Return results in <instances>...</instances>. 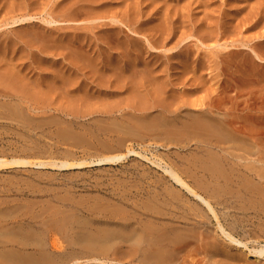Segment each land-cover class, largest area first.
<instances>
[{"label": "rangeland", "instance_id": "rangeland-1", "mask_svg": "<svg viewBox=\"0 0 264 264\" xmlns=\"http://www.w3.org/2000/svg\"><path fill=\"white\" fill-rule=\"evenodd\" d=\"M157 1H159V0H155V1L154 0H110L109 3H107V5L99 6V7L97 5L94 6L92 4H88L86 2V0H24V2H22L21 0H18V1L15 0V2H17V3L19 2L18 5H15L17 3L14 4L13 1L11 3H9L10 1H8V0H6V3L8 2L7 4H5V0H3V2H0L1 3L0 4V59H1V57L3 58V59H1L3 62L0 64V71L11 70V67L15 65L12 68L13 71H17V73L23 74L24 76L26 75V76L34 78V79H38V77L41 79H43L44 77L45 78H47V77L52 78L53 75L59 76L60 74H61L60 76L62 77L63 75H71V74L74 75V73H75V74L80 76V83L77 82L78 85L75 84L74 87L75 86L77 88L79 87L82 90V93L86 94L85 96H87L88 93L93 94V95L95 93H98V98L101 99L100 96L102 94H105L106 92L115 96L119 91L126 90V87L129 88V86H131V85H136L137 81L135 78H137V76H135V75H137V74H135V72H137L138 70L140 72V69L145 71V69H143V67L145 65V67L147 68L146 69L147 73L149 72V74H150L149 78H156L157 76H162V78H160V82L162 84L159 83V85H158L157 83H155V86L151 87V89L153 90V89L159 88L160 91L164 92L163 93L164 95H166L168 98H172L173 100H175L174 104H176V105H173L172 107L176 108L177 106H181V108H182L181 112L183 113L184 116H186V117H159V118L158 117H151V118L150 117H138V118L137 117H134V118L129 117L123 121L119 120V122H117L120 125V127L124 126L123 124H126L124 127H121V129L123 130V128H124L126 132L123 133V131H122V133H121V131H117V133L119 135L118 137L122 138L124 135L126 137V135H131V134L133 136V138H131L130 141H128V143H127L128 147L127 146L126 147L131 148L129 146H132V148L136 149L137 152H140L142 155L147 157V160L149 162L146 159H142V158L140 159V157L131 156V157L125 159L124 162L118 163L116 165H110V166L105 165V166H99L97 168L96 167H88V166L81 168V169H63V170H61V169L58 170L57 168H54L51 166H47V167L41 168V169H35L34 167H18V166H8L9 168L6 167L4 169L0 168V193H2V194H0V197H1L0 198L1 199L0 200V202H1L0 208L2 207L0 209V216H1V218H0V229H1L0 232L4 231L6 233V237L8 239H11L10 243L9 242L6 243V241L4 242L8 245L5 244L6 247H5V249H3L4 253H2V254H4L5 256H9V255H7V253L11 255L14 252L12 256H9L6 258L4 257L5 259L10 258V261L9 260L4 261V258H3L4 255L0 254V256H1L0 263L1 264H7V263L11 264L10 262H12V261L13 262L17 261L16 264H18V263L19 264H21V263L27 264L28 260L31 261V263L28 261L30 264H32V263L37 264L38 260L36 261V259H38V254L40 255V253H41V249L38 248V245H39L38 242L41 241L39 246H41V244L43 245V243L48 244V240H49L48 234L51 231V227L53 230H55V228H56V230L58 232L60 231V234H59L61 236L60 239L63 241L64 235L65 234L68 235V232H67L68 230H66V227H67V225L70 226L71 224H68V223L72 222V220L74 219V216H72L71 214L77 215L78 212L80 213L81 211H83V209H84V211L81 212L80 215L76 217L79 219V221L83 215H85V216H83L85 218V217L90 216L91 213H94L95 216L97 214V215H99L98 217L101 216V218L106 217V216H109V217L114 216L116 219H120V218L131 216L132 212H133V214H137V213L141 214V212L143 213V212L147 211L146 209H151L148 207V205L144 204L153 198V197L151 198V196L155 197L156 194H163V195L167 196L169 194L170 195L175 194V191L177 193L179 192V190L177 191V189H179L177 184H175L171 180L169 181V179L167 178V175L164 173V169L172 168L175 171L177 169L176 172L181 176V175H183L182 171H184V168H185L184 175H183L184 177L182 176V178H184L185 181L187 180L188 184L191 183L190 184L191 186H195V187L200 186L201 188H202V186H204L206 189V185L204 184L202 179L197 177V176L194 177L193 173L195 171L194 166L196 165V163L194 164V162H193L192 166H189L190 165L189 162H185V160L186 161H187V159L189 160V158H190L188 155L189 152H190V154H192L193 151L195 152L200 146H202V144L198 143V141H200L201 139L208 138L209 137L208 135L212 134L210 131L211 128L206 129V126L204 124H207L208 122H209L208 124H211L210 121L213 118H214V120H218V121L224 120L225 122L227 121L228 123L231 121V122H233V126H232L233 129L241 130L245 134L250 133V137L254 141L257 140V142H259V145L264 143V0H257L256 1L257 3L255 2V0H222V2H221V0H213V1L212 0H210V1L209 0H160L161 1L160 3ZM208 1H209V3H207ZM9 4L12 7L9 6ZM72 4L78 5L79 8H77L76 6L73 7ZM66 5L70 6V9H69L70 11L68 10V8H66L67 7ZM23 10H25V11H23ZM62 10L64 13L61 12ZM93 10L94 11L98 10V11H96L99 14L98 17H97V13L94 12ZM91 12L92 13L94 12L96 16H94V13L92 14ZM73 13H75V14H73ZM90 13H91V15H90ZM62 14H63V16H62ZM71 14H73V15H71ZM27 15L32 16L31 19L17 22V20H20V18H26ZM104 15H105V17H104ZM91 16H92V18H91ZM93 17H95V20H93L94 19ZM111 17H113V19L116 18L118 20V22L113 24L112 21L109 19ZM151 20H153V21H151ZM47 21L48 22L49 21H56L57 23L58 22H61V23L47 25L48 24ZM16 22H17V25H15ZM11 24H13V25H11ZM29 24H30V26L32 24L34 27L28 26ZM17 27H18V29H16ZM27 28L29 30H31V31H29L30 33L27 32L28 31ZM33 28L37 31L36 32H35V30L33 31L32 30ZM118 28L120 30H118ZM14 29L16 32L14 31ZM17 30H19L20 32ZM38 30H40L39 33H38ZM106 30H107V32H106ZM21 31L26 32L25 36H27L26 34H29L27 36V38L26 37L24 38V33ZM33 32L38 33V35H35V34L33 35ZM20 34L23 35V37ZM19 35H20V37H19ZM96 36H98V37H96ZM62 38H63V41H66V43L70 44V47L68 48L69 50L68 49L65 50L69 46V44L67 45V47H65V45H63V43L60 44L62 46L55 44V41H58V42L62 41ZM13 39L15 42L12 41ZM30 39L35 42V46L31 50L25 49V46L28 43L27 40H30ZM42 39H44V40H42ZM71 39H72V41H71ZM22 40H24V42ZM53 41H54V43H53ZM79 41H81V43ZM41 43L46 44L47 48H45V50H43L44 52L39 53V52H37L38 49L36 50V48H38V46ZM66 43L64 42V44H66ZM71 43H72V46H71ZM2 45H4V46H2ZM7 46H9V47H7ZM16 46H18L17 50L20 48L19 49L20 51L19 50L17 51L18 53L15 50ZM21 48H23L24 50L23 49L21 50ZM60 50H62V51H60ZM5 51H7V52H5ZM70 51H71V53H70ZM13 52H14V54H13ZM9 53H11V54H9ZM78 53H80V54H78ZM81 53H83L84 56ZM73 54H75L77 56H75ZM125 55H126V57H125ZM65 56L67 57V59H66L67 61H71V64H70V62H67L64 60L63 57H65ZM4 57H5V59H4ZM11 57H12V59H11ZM75 57H77L76 58L78 60L77 62L74 60ZM93 57H95V58H93ZM121 57H125L126 61L129 60L128 58H130L131 62L136 61V64L137 63L139 64L138 67L133 68V69H136V71L133 70L131 67V71L133 70L131 72V74H133V77H132V79H130L127 82V84L125 86H124V83L120 84L122 82H118L115 80H112L111 82L109 81L110 82L109 83L108 80L101 73V72H110L112 74L114 71L118 72V70H121L120 68L119 69L117 68L118 67V61ZM96 58H98V59H96ZM81 59H82V61L84 59H86V61H83L84 62L83 63L81 61ZM92 59L95 63L94 65H92V63H93ZM5 60H6V62H5ZM72 60H74L75 63H73ZM87 61L90 64L85 63ZM64 62H65V64H64ZM78 62L80 65H78ZM8 63H14V65L13 64L7 65ZM106 63L112 64V65L108 66V67H105V65H104L103 68H101L102 65L106 64ZM86 64L88 65V70L84 69V68H87ZM81 65L84 68L81 69V67H80ZM90 65H92L93 68ZM137 68H139V69L137 70ZM54 69H56L58 71H55ZM92 69H93V71H92ZM113 69H114V71H112ZM53 70H54V72H52ZM69 70H70V72H69ZM81 70H82V72H81ZM96 71L97 72L100 71L99 74L97 75L100 78L99 81L94 80V77H93V79L89 78V77L94 76V73ZM56 72H59V73L57 74ZM86 72H88V73H86ZM115 72L113 73L114 75H116ZM139 72H137V73H139ZM29 73H31V74L29 75ZM143 73H144L143 71H142V74L140 72V74H138V77L143 75ZM154 73L155 74L157 73V74L155 75ZM43 74H44V76H43ZM144 74H146V72ZM149 74L147 75V77L149 76ZM117 75H119V72ZM40 76H42V77H40ZM89 79H92V80H89ZM50 80L51 79H49V81ZM86 86H88V87H86ZM147 86H149V84H147ZM178 94H179V96H177ZM180 94H181V96H180ZM91 97H92V100H88V102H90V105L87 103L86 106H84V108H88V111L83 110L82 114L79 115V117H77L76 119H74L75 117H65V119L66 120L69 119V121H73L76 124H79L81 122L80 124L83 125V127L80 126L81 132L84 129L83 130L84 133L82 132L83 133L82 136L84 134L90 136L91 133H93V136H91V137H94V135H95V137L100 136L99 138L97 137L96 139H94L95 138L94 137L93 138L94 142H97V139H99V140H102V139L117 140V138H116L117 134L111 135V133L112 132L116 133V130L118 128L120 130L119 125L114 121L118 120L117 117H119V115H121V114L118 111L117 112L114 111V112L110 113L109 112L110 110H108L109 114H107L108 112L104 108H105L106 104L108 105V103H109V102H107L108 100L106 101L103 99L100 102V99H99V102H98L97 97L96 98L94 96H91ZM176 98H177V100H176ZM67 99H68V96H67ZM94 99H97V100L94 101ZM211 99L216 104V105H214V107H211V106H213V102H211ZM185 101H187L188 106L186 105ZM189 101L190 102L192 101V102L189 103ZM195 101H197V103L199 101V103H198L200 105L199 107H197L198 104L195 103ZM201 101L203 103H201ZM124 102H126V101L124 100ZM179 102H180V105H179ZM205 102H207L208 105ZM64 103H65V101L63 103L59 102V103H54L53 105H50V106H52V107H50V109L52 108V111H50L48 113H51V114L46 115L45 117H38L37 121L39 120L38 122H40V123L35 121L37 123V124H35V127H36V125L40 126V128L38 127L40 130H38V128H35L36 138H34V141L36 143L38 150H36V149L31 150V148L32 147L34 148V146L31 144L26 145V144H29V141L26 142L25 137H22L19 139V137H21V136L18 137V135H20L21 133H19L17 130L12 129V131H10V133H8L9 131L6 132L5 122L3 123V121H5V120L3 119V117H1L0 118V124H1L0 127H2V128H0V129H3L4 131L3 130L2 131L7 135H5L2 131H0L1 132L0 133V156L4 157V158H8V159L9 158L12 159V158H16V157L17 158L19 157L21 159L22 158L23 159L28 158L31 160V162L32 161L34 162V160L36 159L34 163L39 162V161H37L38 158H39L38 160L43 161V159H44L46 162H48L50 159L51 161L54 160L57 162H60L62 160V161H68V162L70 161V163H75L77 160L78 161L83 160V159L89 160V159H93L97 156H100L102 153L96 154L95 152H92L89 150V148H91V147H89L90 145H88V142H87V144H86V142H82L83 138L81 140H78V142L79 141L82 142V143L79 142L78 146L74 145L72 143L73 141L70 140L71 138L69 136L62 138L60 131H58L59 130L58 123L60 124V120L58 117L55 116L58 113H54V111H57V109H60L61 107L72 108L69 101L66 102L65 104ZM210 103H212V104H210ZM55 104H58V105H55ZM190 104L193 107H190L189 106ZM209 104L211 106H209ZM215 106H218V108ZM90 108H94L95 110L90 112V110H89ZM194 108H196V109H194ZM210 110L212 112L211 114L213 115V113H214V115L216 117H197L198 114H200L201 112H209L210 113ZM149 112H152V111H148V113ZM189 114H192V115H189ZM219 114L222 116H220ZM226 114L228 115V117ZM187 115H189V117ZM193 115H194V117H193ZM230 115H233V116L231 117ZM49 116H52V117H49ZM47 117H49V118H47ZM97 118H101V119L100 120L98 119V121L97 120L95 121V119H97ZM164 118H166L167 120ZM175 118H178V121H176L177 123L174 122ZM197 118H198V120H202V124L204 122V124H203L204 126H202V124L200 126H198L201 123V121L198 123V120L196 121ZM2 119H3V121H1ZM52 119L53 120L58 119L59 121H58V123H57V120L56 121H48V122H52V123L54 122L55 123V124H51L52 125L51 126V125H49L47 120H52ZM81 119H83V120H81ZM150 119H151V121H150ZM91 120H94V121H91ZM139 120H141L139 123L141 126H139V124L137 125ZM142 120H145V122ZM44 121H45V123L47 122L46 124H48L49 126L45 125L46 127H44V126L41 127L42 125H44ZM111 121L114 122L113 124L116 125L115 127H117V125H118L117 129H115V127H114L115 131L113 128H112V130L110 128V126L113 127L114 125L112 126V124L110 125L107 123V122L111 123ZM147 121L150 122V123H147L148 125L150 124L149 126L146 124ZM155 121H157V122L155 123ZM195 121L198 123L197 125L194 124ZM98 122L99 123L102 122V123L100 125H98L99 124ZM104 122L107 124L106 126H105ZM131 122H133V123H131ZM141 122L144 123V126H142ZM151 122H154L155 125H157V126L155 127V125H153V123H151ZM181 122H183L184 125ZM186 122H188V124ZM135 123H136V125H135ZM162 123H164L168 127H166L165 125H162ZM173 123H174V125H173ZM189 123L193 127L189 126ZM160 124H161V126H160ZM101 125L105 126V127L103 126V128L101 130L102 133L98 131V130H100L98 128ZM127 125L129 127H126ZM134 125L138 126L137 128H140V129L144 128L143 130L137 129V130L141 131V133L143 134L142 135L140 133H137L139 135V137L145 135L144 137H141L140 139L139 138L137 139L134 137V135L132 133V130H133L132 128H135V127H133ZM172 125H173V127H172ZM108 126H109V128L106 129V127H108ZM130 126H132V127L130 128ZM158 126H159V128H157ZM169 126L172 129L174 128L173 130L177 131V133H175V131H174V133H171L169 130H172V129H169ZM186 126H188L187 127L188 130L183 131L184 130L183 128H186ZM194 126H196V127H194ZM207 127H209V126H207ZM104 128L109 132L104 130ZM166 128H167V130H166ZM176 128L179 130H176ZM180 128L182 130H180ZM88 129L91 130L90 133H88L89 132ZM126 129H128V131ZM162 129H163V131H162ZM197 129H199L201 131H198ZM45 130H47L48 132L47 131L45 132ZM49 130H51L52 132ZM173 130H172V132H173ZM190 130H191V133H190ZM56 131H58L59 133L58 132L56 133ZM110 131H112V132H110ZM188 131H189V133H188ZM192 131L193 132L195 131L197 134L196 133L193 134ZM49 132H50V134H48ZM127 132H130V134ZM146 132H147V134H146ZM14 133H16L17 135ZM199 133L204 137H202ZM57 134H58V136H57ZM169 134H170V137H168ZM191 134H192V136H191ZM198 134H199L200 139L198 138ZM53 135H54V137H53ZM162 135L164 136V138ZM175 135H177V136L175 137ZM180 135L185 137V139L183 140L184 143L182 142ZM195 135H197V136H195ZM103 136H105V138ZM188 137L191 138L192 142H190V143H192V144H188L189 146L188 145L186 146L185 145V144H187L186 139ZM212 137L215 138V136H212ZM166 138H168V140H169V144H167V146L169 147L168 150L166 149L168 147H165V149L158 147L159 146L158 143L160 144V142H161V144L165 145L164 139H166ZM179 138L181 139L180 142H178ZM86 139L87 138L85 137L84 141ZM61 141H63V142H61ZM137 141L140 142L139 145H138ZM145 141H146V143H145ZM147 141H149V142L147 143ZM6 142H7V144H6ZM151 142H157V144H156L157 146L149 147L148 144ZM177 142H178V144H177ZM141 143L142 144L144 143L147 145H144V144L142 145ZM68 144H71L72 147L69 146ZM85 144L88 146L85 147ZM171 144L172 145L174 144V145L172 146ZM12 145H13V148H12ZM18 145H20V146H18ZM64 145H65V147H64ZM67 146H69V147H67ZM81 146L83 147V149L79 148ZM194 146H196L197 149H195ZM26 147L29 150L25 151L24 149H26ZM41 147H42V149H41ZM22 149H23V151H22ZM165 150H167V151H165ZM229 151L234 152L237 155H240L243 153L242 151H238L239 154L237 151L236 152L232 151V150H229ZM31 153H32V155H33V153H35V155L30 157ZM158 153H159V155H158ZM71 154L73 156H71ZM166 154H167V157H169V158L165 157ZM84 155H85V157H84ZM89 155H90V157H89ZM154 157H156V159ZM68 158L69 159L71 158V159L68 160ZM163 158H165V159H163ZM169 160H171V162H173V163L169 162ZM172 160H174V161H172ZM240 160L241 159H239V163L242 162V164H243L244 161L243 160L240 161ZM51 161H49V162H51ZM156 162L158 163V165ZM152 163H156V164L153 165ZM183 165L186 167H184ZM173 166H176V167H173ZM187 167L189 168V170ZM174 168H176V169H174ZM178 169L181 170V173H180V171L178 172ZM186 170H188L189 172L188 171L186 172ZM27 171H28V173H27ZM191 171H193V172H191ZM127 172H128V174H127ZM190 172H191V174H190ZM38 173H40V174H38ZM42 173H44V174L46 173V174L44 175ZM188 173H189V175H188ZM139 174H142V175H139ZM163 174L165 177L163 176ZM190 175H192V176L190 177ZM32 176H34V177H32ZM37 176L39 177V179L37 178ZM99 176H101V178ZM187 176L190 177L189 178L190 180L185 179V177H187ZM43 177H45V178H43ZM148 177H149V179H148ZM196 177L198 179H201L200 183H199L200 180L195 179ZM89 178H90V180H89ZM92 178L93 179L96 178V179L101 180V181L93 180ZM191 178H192V180H191ZM16 179H17V181H16ZM193 179H195V180H193ZM21 180H22V182H21ZM30 181L33 184L30 183ZM35 182L39 186L36 187L37 184ZM64 182H66V183H64ZM108 182H109V184H108ZM121 182H122V184H121ZM34 183L36 185H34ZM134 183H135V185H134ZM136 183H137V185H136ZM16 184H18V185L20 184V185L19 186L17 185V187L16 186L14 187L13 185H16ZM94 184H95V186H94ZM98 184H100V185H98ZM115 185H116V187H114ZM139 185H140V187H139ZM21 186H24V187H21ZM163 186L165 187L166 191H163V190H165ZM32 187H34V188H32ZM53 187L55 189V192H54V189L52 190ZM59 187H60V190L58 191ZM168 187L169 188L173 187V188H172V190L171 189L169 190ZM204 187L202 189V192H201V190H199V191H200V193L203 194V196L205 198L206 197L209 198L210 194L208 193L207 190L204 189ZM29 188H31V189H29ZM64 188H66V190ZM89 188L91 190H89ZM122 188H123V190H121ZM145 188H146L147 192L145 191ZM79 189H80V191H79ZM141 189H142V191H141ZM47 190L48 191L52 190V191L48 192ZM135 190H136V192H135ZM63 191H65V192H63ZM122 191H123V193L126 191H129V192L122 194ZM171 191H173L174 193L173 192L171 193ZM205 191H206V193H205ZM10 192H11V194H9ZM38 192H41L42 194L41 193L38 194ZM66 192L68 195L66 194ZM166 192H169V194ZM27 193H29V194H27ZM32 193H33V195H32ZM71 193H74V194H71ZM81 193H82V195L86 194V195H84V198H83V196L80 195ZM96 193L99 194V197L97 196ZM128 193H129V195H128ZM78 194H79V196H78ZM92 194H95L98 197V199L95 200L96 196L94 197V195H92ZM54 195H56V196H54ZM60 195H61V197H63V196L64 197L61 198ZM87 195H90V196H87ZM69 196H71L77 202L76 203H75V201L73 202V200H71V197L69 198ZM92 196L94 197L93 199L90 198ZM101 196H103V199L100 198ZM113 196H116V197H113ZM16 197L18 198L17 200L15 199L16 201L10 200L11 198L14 199ZM53 197H56L57 200H58V198H60L61 202H60V200L59 201L55 200V198H53ZM66 197L68 199H66ZM88 197L90 199V200L88 199L89 202H87V200H86ZM104 197L107 200H109L108 201L109 206L111 205V207H112V208L110 207L111 209H109V210H108L109 206H108L107 210L104 207V206L108 205V202H107V200L104 199ZM125 197H127L126 200H128L129 203L127 201H122ZM144 197H146V199H148V198L149 199L146 200ZM6 198H8V199H6ZM81 198L84 199V204L80 205V203L78 202L77 199H79V201L83 203V200ZM137 198H139V199H137ZM36 199H38V200H36ZM44 199L47 201H45ZM62 199L65 200V202H62ZM99 199L101 201L103 200L102 203L100 202ZM140 199H141V201H140ZM7 200H8V203H6ZM32 200H34V202L36 203V206L32 205V202H33ZM42 200H44L45 203L50 202L52 204L51 205L49 203L45 204L44 201L42 202ZM11 201L14 203L13 205L11 204ZM68 201H70V202L72 201L73 204L69 203ZM210 201H211L213 207H215V209H216L220 223L226 228V230L228 232H230L231 231L230 225L232 224L233 218L225 215L224 214L225 211L222 208V206H216V203L214 200L210 199ZM37 202H38V206H37ZM39 202H42L44 207L41 206L42 204ZM93 202H95L96 204ZM132 202H133V204H132ZM20 203H21V205H20ZM78 203L80 206L78 205ZM89 203H90V205H89ZM115 203H116V205L118 204V206L120 205V207L114 206V209H115L114 210L112 205H115ZM135 203H137V204H135ZM44 204L47 206H45ZM53 204H55L56 208L53 206ZM91 204L96 205V207L101 205L105 209H103L101 207H99L100 210H99V208H97V209L95 208V210H97V212H96L93 209L95 206L92 207ZM16 205L19 208L15 209L16 210L15 211L14 208L17 207ZM48 205H50L51 207L54 208L53 209L50 207L52 209V210H50V212L44 211V208L46 210H49ZM22 206H24V207H22ZM29 206H32V207L30 208ZM27 207L30 208L31 210L29 211ZM57 207L61 210L60 213H58L59 209ZM89 207H91L93 210L91 208L89 209ZM116 208L119 210H117ZM23 209L25 211H28V212H26L27 217H26V214H24L25 211ZM40 209L42 211H40ZM63 209L66 211H63ZM68 209H69L71 214L69 213L70 217L68 216V218H66L67 216H65V215L68 214V213H66V212H68ZM102 209L107 211V213L106 212L104 213ZM156 209H158V207H156ZM54 210L57 212L55 213ZM72 210H73V212H71ZM77 210H78V212H76ZM90 210H91V212H90ZM110 210H112V212ZM1 211H4L3 214L6 216H4L1 213ZM100 211H101V213H100ZM115 211H118L120 213L117 212V215H113V214H116ZM124 211H128V213H126ZM148 211H150V210H148ZM39 212H44L43 216H38L41 214V213L39 214ZM52 212L54 214L55 219L51 215ZM57 213H58V215H57ZM23 214H24V216H23ZM55 214L57 216H55ZM31 216H32V218H31ZM34 216H38V217L36 218ZM51 216H52L51 220L53 222L49 221V223H48V220L51 218ZM62 216H65V218H66L63 220V222H62V218H64V217H62ZM60 217H62V218H60ZM46 218H48V219L45 220ZM70 218H72V219H70ZM30 219H33V220H30ZM59 219H60V221H59ZM66 220H68L67 223H65ZM224 220H225V222H224ZM42 221L44 222V224ZM45 222H46V224H45ZM216 222L217 221L213 218L211 223H210V227H212L213 229L218 231V228H217L218 224ZM35 223H37V224H35ZM50 223L53 224L51 227H50ZM43 225H44V227H43ZM55 225H56V227H55ZM60 225H63L62 226L63 228ZM7 226H9V227H7ZM46 226L50 227V229L48 228V230H47ZM2 228H5V230H3ZM28 228L33 233L31 231L29 232ZM45 228L48 232L47 231L45 232ZM14 230L15 231L17 230L16 232L17 233L19 232L18 233L19 235L17 233L13 235V233H15ZM239 230L240 231H239L238 235L236 234L235 236L237 239L239 237V239L244 242L243 231L241 229H239ZM7 231L9 232V235H8ZM64 231H66V233ZM10 232L12 233V236L10 235L11 234ZM44 233L46 234L44 237L40 236L41 234L44 235ZM63 233H64V235H63ZM218 233H219V231H218ZM22 234H26L25 238H22L23 240L21 239V237H24V235H22ZM31 234H33L34 236ZM0 235L2 237V233ZM16 235H18L19 237ZM27 235L28 236L30 235V236L28 237ZM66 235H65V239H68V240H66L67 243H71L70 238ZM12 237H13V239L17 238L20 241V244H19V241L17 242V239L15 240V242L13 244L12 243V240H13ZM26 237H28V238H26ZM30 237L32 238V240H35V241H36L35 238H37V240L38 239H40V240L38 242L34 241V243H32L33 241L31 239H29ZM2 238H3V240H6L4 233H3ZM2 238H0V239H2ZM28 239L30 240L31 246L29 245L30 243H29ZM25 240H28V242L26 241L27 243L24 245ZM66 241H63L62 244L64 245V242L66 244ZM0 242L3 243L2 240H0ZM15 243H17V244L15 245ZM21 243H22V245H21ZM18 244H19V246H18ZM32 244H36L37 248H34V247L31 248ZM226 244H228V243H226ZM20 245L23 246V248ZM67 245H68V247H66ZM192 245L197 246V244H195V242H194V243L188 245L187 249L188 248L191 249L190 246H192ZM66 246H65V249L63 246L61 248V251H54V250L50 249V247L47 245L44 247H41L43 249L45 248L44 251L47 254H49V252L51 254V251L54 252L55 254L51 255V256H53L54 259L56 258V256H59L56 258L55 262L50 263L48 261H45V262H47L46 264H56V263L57 264H59V263L65 264L66 263L65 261H68V260H69L68 264H99V263L104 264L105 261H107L106 264H123V263L115 262L111 259H108V260H105V259L92 260L93 258H89V257H87V258L83 257L84 259L82 257H78L77 259H73V258H71L72 257L71 254L74 251V249L76 248V246L75 247L70 246L69 244H66ZM11 247H13V248H11ZM9 248H10V251H9ZM195 249H196V247L194 248L192 246V250H195ZM7 250L10 253L7 252ZM11 250H13V251L11 252ZM15 250H18V251H15ZM5 251H6V253H5ZM25 251H28V252L25 253ZM21 252L23 255V256L21 255L22 257L19 256V254H21ZM15 253H16V256H18V259L15 257ZM194 253L192 252V254H191V256L193 258H196V259L200 258L201 255H198V253H195V255H193ZM32 254L35 255L34 257L36 259L33 260ZM43 254H44V252H43ZM30 255H32V257ZM62 255H64V256H62ZM12 257L14 258V260L11 261V259H13ZM20 257H21V259H27V260H23L21 262ZM86 259L88 261H86ZM127 264H136V262L131 261L130 263H127Z\"/></svg>", "mask_w": 264, "mask_h": 264}, {"label": "bare ground", "instance_id": "bare-ground-1", "mask_svg": "<svg viewBox=\"0 0 264 264\" xmlns=\"http://www.w3.org/2000/svg\"><path fill=\"white\" fill-rule=\"evenodd\" d=\"M8 1H10L9 3H11L12 1L14 2V4L17 3V2H15V0H12V1L11 0H8ZM21 1L24 2V0H21ZM109 1L110 0H86V2L88 4H92L94 6L97 5L98 7L99 6L107 5V3H109ZM209 1L207 3H209ZM256 1L257 0H255V2ZM0 2H3V0L2 1L0 0ZM157 2L160 3L161 1L159 0ZM221 2H222V0H221ZM7 3H6V0H5V4H7ZM18 3L15 4V5H18ZM9 6H11V5L9 4ZM66 6H67L66 8H68V10H69L70 9V6H68V5H66ZM74 6H76L77 8H79L78 5H73V7ZM23 11H25V10H23ZM96 11H98V10H96ZM96 11H94V12H96ZM61 12L64 13L63 10ZM91 13H90V15H91ZM96 13H97V17H98L99 14H98V12H96ZM73 14H75V13H73ZM73 14H71V15H73ZM27 16H26V18H20V20H17V22L18 21L29 20L32 17V16H28V17ZM62 16H63V14H62ZM94 16H96L95 13H94ZM104 17H105V15H104ZM91 18H92V16H91ZM93 18H94L93 20H95V17H93ZM109 19L112 21L113 24L118 22V20L116 18L113 19V17H111ZM151 21H153V20H151ZM17 22H16L15 25H17ZM47 23H48L47 25H51V24H59L61 22H58L57 23L56 21H49V22L47 21ZM13 24H11V25H13ZM28 26H30V24ZM31 26H33V25L31 24ZM16 29H18V27ZM32 30L34 31L35 29L33 28ZM118 30H120V29L118 28ZM14 31H15V29H14ZM17 31H19V30H17ZM29 31H31V30L28 29L27 32H29ZM36 31L37 30H35V32ZM21 32H23V31H21ZM35 32H33V35L34 34L35 35H38V33L40 32V30H38V33H35ZM106 32H107V30H106ZM23 33H24V38L25 37L27 38V36L29 34H26L27 36H25V33L26 32H23ZM20 35H19V37H20ZM21 36L23 37V35H21ZM96 37H98V36H96ZM72 39H71V41H72ZM42 40H44V39H42ZM12 41H14V39ZM22 41L24 42V40H22ZM27 41H28V43L27 44L25 43L26 44L25 49H30L31 50L35 46V42L33 40H31V39L30 40H27ZM64 42L66 43V41H63V38H62V41H59V42L58 41H55V44L56 45H60V44L63 43V45H65V47H67V45L69 43L64 44ZM79 42L81 43V41H79ZM44 43H41L38 46V48H36V50L38 49L37 52H39V53L44 52L43 50H45V48H47V45L44 44ZM53 43H54V41H53ZM2 46H4V45H2ZM60 46H62V45H60ZM71 46H72V43H71ZM7 47H9V46H7ZM17 47L18 46H16V49H15L16 52L20 49L19 48L17 50ZM69 47H70V44H69V46L65 50H67ZM22 49L23 48H21V50ZM60 51H62V50H60ZM5 52H7V51H5ZM70 53H71V51H70ZM9 54H11V53H9ZM13 54H14V52H13ZM75 54H73V55H75ZM78 54H80V53H78ZM81 54H83V53H81ZM75 56H77V55H75ZM83 56H84V54H83ZM125 57H126V55H125ZM125 57H121L119 59V61H118V67L117 68L118 69L119 68L121 69V70H118L117 69L118 72H119V75H117L118 72H115L114 69L112 71H114L116 73V75L113 74L114 72L112 74L110 72H101L102 75L108 80V82L109 81L111 82L112 80H115V81H118V82H122L120 84H123L124 83V86H125L127 84V82L130 79H132L133 74H131V72L133 70L136 71V69H133V68L138 67L139 64L138 63L136 64V61L135 62L134 61L131 62L130 58H128L129 60L126 61V58ZM63 58H64L65 61H67L66 60L67 59L66 56L63 57ZM76 58L77 57H75L74 60L77 62L78 60ZM93 58H95V57H93ZM1 59H3V58L1 57ZM4 59H5V57H4ZM11 59H12V57H11ZM96 59H98V58H96ZM74 60H72L73 63H75ZM81 61H82V59H81ZM83 61H86V59H84ZM92 61H93V59H92ZM2 62L3 61L1 60L0 61V64ZM5 62H6V60H5ZM67 62H70V64H71V61H67ZM85 63H88V61L85 62ZM9 64H13L14 65V63H8L7 65H9ZM64 64H65V62H64ZM88 64H90V63H88ZM94 64L95 63L93 61L92 65H94ZM78 65H80L79 62H78ZM92 65H90V66L92 67ZM104 65H105V67H108V66H111L112 64H109V63L108 64L107 63L106 64H103L101 68H103ZM14 66L11 67V70H12V68ZM80 67H81V69L84 68V67H82V65ZM86 67L87 68H84V69H87L88 70V65L87 64H86ZM131 67L133 69L132 71H131ZM138 69L139 68H137V70ZM143 69H145V71L142 70V69H140L141 74H142V71L144 73L146 72V74L143 73V75H141L139 77H138V74H140L139 70L137 71L139 73L135 72V74H137L135 76H137V78H138V79L135 78L136 81H137V84L136 85H131V86H129V88L126 87V90L119 91L115 96L111 95L110 93H107V92L105 93L104 92L105 94H102L100 96L101 99L98 98V93H95L94 95L88 93V95L85 96L86 94L82 93V90L79 87L78 88L76 86L74 87L75 84L78 85L77 82L80 83V76L77 75V74H75V73H74V75H72V74L71 75H63L62 77L60 76L61 75L60 74L59 76L58 75H53L52 78H49V77L45 78L44 77L45 79L44 78L41 79V78L38 77V79H34V78L28 77L26 75L24 76L23 74L17 73V71H13V70L12 71L11 70H8V71H0V118L3 117V119L5 120V121H3V119H2L1 121H3V123L5 122L6 132L9 131L8 133H10V131H12V129L13 130H17L19 133H21L20 135H18V137L21 136V137H19V139L22 138V137H25V141L26 142L29 141V144H26V143L25 144L26 145H30V144L33 145L34 148L32 147L31 150H35V149L38 150V148L36 146V143L34 141V138H36L35 128H38V127L40 128V126H37L36 125V127H35V124H37L35 121H37L38 117H45L46 115H50L51 114V113H48V112L52 111V108L50 109V107H52V106H50V105H53L54 103H59V102L63 103L64 101L66 103V102L69 101L72 108H64V107H61L60 109H57V111H54V113H58L55 116L59 118L61 125L58 123L59 120L56 119L57 120V123L59 125V130L58 129L57 130L60 131V134L62 135V138H65V137L69 136L71 138L70 140L73 141L72 143L74 145H77V146L79 145V142L80 143L86 142V144L88 142V145H90L89 147H91V148H89L90 151L95 152L96 154L102 153L100 156H97V157H95L93 159H89V160L88 159L87 160L86 159L85 160L83 159V160H80V161L77 160L75 162L72 159L75 163H70V161L68 162V161H62V160L60 162H57V161H54L53 160L54 158L52 159L53 161H51L49 159V161H51V162H49V161L46 162L44 159H43V161H40V160H38L39 159L38 158L37 161H39V162L34 163L36 159L34 160V162L33 161L31 162V160L28 159V158L27 159L26 158L25 159H23V158L21 159L19 157L18 158L17 157L16 158H12L11 157L12 159H10V158L8 159V158H4V157H1L0 156V168H3L4 169V168H6L8 166H18V167H34L35 169H41V168H45L47 166H51V167L57 168L58 170L59 169L63 170V169H81V168H84V167H87V166L88 167H96L97 168L99 166H105V165H109V166L110 165H116L118 163L124 162L125 159H127V158H129L131 156H135V157L137 156V157H140V159L142 158V159H146L147 160V157H145L144 155H142L140 152H137V150L136 149H133L132 146H129L131 148H127L128 147L127 146L128 145L127 144L128 141H130V139L133 138L132 134L131 135H126V137L123 134L124 136L122 138L118 137L119 135H118L117 131H121V133H122V131H123V133L126 132L124 128H123V130L121 129V127H124L126 124H123L124 126H121L120 127V125L117 122H119V120H122L123 121V120H125V119H127L129 117L130 118L131 117H133V118L134 117H137V118L138 117H150V118L151 117H158L159 118V117H186V116H184L183 113L181 112V109H182L181 106H177L176 108L175 107L174 108L172 107L173 105H176V104H174L175 103V100H173L172 98H168L166 95L163 94L164 93L163 91H160L159 88H156V89H153V90L151 89V87L155 86V83H157L158 85H159V83L162 84L160 82V78H162V76H157L156 78H149L150 77V74H149V72L147 73V70H146L147 68L145 67V65H144ZM54 70L55 71H58L56 69H54ZM54 70L52 72H54ZM92 71H93V69H92ZM69 72H70V70H69ZM81 72H82V70H81ZM99 72L96 71L94 73V76L89 77V78H92L93 79V77H94V80H98L99 81L100 78L97 76L99 74ZM56 73L58 74L59 72H56ZM86 73H88V72H86ZM30 74L31 73H29V75ZM148 74H149V76L147 77ZM43 76H44V74H43ZM40 77H42V76H40ZM49 79H51V80L49 81ZM92 79H89V80H92ZM147 84H149V86H147ZM86 87H88V86H86ZM67 96H68V99H67ZM91 96H94L95 98L97 97L98 98V102H99V99H100V102L103 99L106 100V101L108 100L107 102H109V103H108V105L106 104L105 105V108H104L105 110H107V112H108V110H110L109 111L110 113L111 112H114V111H116V112L118 111L121 114V115H119V117H117L118 120H116V121L113 120L114 122H116L119 125L120 130H119V128L117 129L118 125H117V127H115L116 125L113 124L114 122H112V121H111V123L110 122H107L110 125L112 124V126L114 125L113 127L110 126L111 130H112V128L114 129V127H115V129H117L116 130V133L110 131V132H112L111 135L112 134H117L116 135L117 140H110V139L109 140L108 139L107 140H105V139L99 140V139H97V142H94V139H96L98 136L95 137V135H94L95 138L94 137H91V136H93V133H91L90 136L89 135H85V134L82 136V134L84 133L83 132L84 129L82 128L83 129L82 130L83 133H82L81 130H80V128H81L80 126L83 127V125L80 124L81 122L79 124H76L73 121H69V119L68 120L65 119V117H75L74 119H76L77 117H79V115L82 114L83 110L88 111V108H84V106H86L87 103L90 105V102H88V100H92V97ZM177 96H179V94ZM180 96H181V94H180ZM177 98H176V100H177ZM95 100H97V99H94V101ZM124 100L126 102H124ZM185 102H186V105H187L188 104L187 101H185ZM191 102L189 101V103H191ZM211 102H213V106L210 105L212 103H210L209 106L214 107V105H216V104L214 103V101H212V99H211ZM195 103H197V101H195ZM198 103H199V101H198ZM201 103H203V102L201 101ZM205 103H207V102H205ZM55 105H58V104H55ZM179 105H180V102H179ZM207 105H208V103H207ZM189 106L190 107H193L191 104ZM199 106L200 105L198 104L197 107H199ZM215 107L218 108V106H215ZM194 109H196V108H194ZM89 110L91 112V111H94L95 109L94 108H90ZM148 111H152V112H149L148 113ZM109 112L107 114H109ZM211 113H212L211 110H210V113L209 112H201L200 114H198L197 117H216L214 115V113H213V115ZM189 115H192V114H189ZM189 115H187V116L189 117ZM52 116H49V117H52ZM220 116H222V115H220ZM230 116L232 117L233 115H230ZM49 117H47V118H49ZM193 117H194V115H193ZM227 117H228V115H227ZM83 119H81V120H83ZM98 119L100 120L101 118H97V119H95V121L96 120L98 121ZM164 119H166V118H164ZM56 120L55 119L54 120L53 119L52 120H47V122L48 121H56ZM197 120H198V118L196 119V121ZM45 121H44V125H42L41 127H43V126L46 127L45 125L49 126L51 124H55L54 122L53 123L52 122H48L49 123V125H48V124H46L47 122L45 123ZM91 121H94V120H91ZM140 121L141 120H139L138 123L136 122L137 125L140 123ZM142 121L145 122V120H142ZM150 121H151V119H150ZM176 121H178V118H175L174 119V122L175 123H177ZM196 121H195V123L193 122L195 125H197L200 121H201V123L198 126H200L202 124V120H198V123ZM102 122H100V123L98 122L99 123L98 125H100ZM156 122L157 121H155V123ZM38 123H40V122H38ZM131 123H133V122H131ZM136 123H135V125H136ZM141 123H142V126H144V123L143 122H141ZM147 123H150V122L147 121L146 124ZM151 123H153V125H155L154 122H151ZM181 123L184 125L183 122H181ZM186 123L188 124V122H186ZM208 123L207 124H204V122H203V124L206 126V129L211 128V130L210 129L209 130L211 131L212 134H209L208 135L209 136L208 138L201 139L200 141H198V143H201L202 146H200L198 149L196 148V146H194L195 149H197V150L195 152L193 151L192 154H190V152H189L188 155H189L190 158H189V160L187 159V161L185 160V162H189V164H190L189 166H192L193 162H194V164L196 163V165L194 166V168H195V171L193 173L194 174V177L197 176V177L201 178L202 181L204 182V184L206 185V189L202 185H201L202 186V188H201L200 186H196V187L195 186H191L190 185L191 183L188 184L187 183V180L185 181L184 178H182V176L184 175L185 168H184V171H182L183 175H181V176L176 172L177 171L176 168H174V169H176V171L173 170L172 168H169V169H164V173L167 175V178L169 179V181L171 180L172 182H174L175 184H177V186L179 188V189H177V191L179 190V192L177 193L175 191V194H171L170 195L169 194V192H170L169 190L170 189L172 190L173 187L172 188H169L168 187L169 188V190H168L169 192H166V193H168L169 195L166 196V195H163V194H156L155 197L154 196H151V198L152 197L153 198L151 200H149L147 203H144V204L145 205H148V207L151 208L152 210L151 209H146L147 211H145L143 213L141 212V214H138V213L137 214H133V212H132L133 215L131 214V216H129V217H124V218H120V219H116L114 216L113 217H109V216H106V215H105L106 217H102L101 218V216L98 217L99 215L96 214V216H95L94 213H91L90 216L85 217V218L83 217L85 215H83L80 218V221H79V219L76 218V217L79 216L80 213L84 211V209L80 213L77 210L76 211V212H78L77 215L71 214L70 211H69V209H68V212H66L68 214L65 215V216H67L66 218H68V216L70 217V214H71L72 216H74V219L72 220V222H69L68 223V224H71L70 226L67 225V227L69 229L65 225L64 226L66 227V230H68L67 231L68 232V235H66V234L65 235L70 238L71 243H67L66 240H68V239H65L64 233H63V235H64V239L65 240L63 239V241H66V244H69L70 246H74V247L76 246V248L78 247L77 249L75 248L74 251L72 252V254H71L72 257L71 258L77 259L78 257H82V258L83 257H86V258L89 257V258H93L92 260H99V259H101V260L102 259L108 260V259H111V260H113L115 262H119V263H123V264L130 263L131 261L136 262V264H200V263L201 264L202 263L203 264H264V143H262V144L260 143L261 145H259V142H257V140L254 141L250 137V133L245 134L241 130H235V129H233L232 128L233 122H231V121L228 123L227 121L226 122L224 120L223 121H218V120H214V118H213L210 121L211 124H208ZM104 124H105V126L107 125L105 122H104ZM203 124H202V126H204ZM135 125L133 126L135 128H132L133 129L132 130V133H133L134 137L137 138V139L138 138L140 139L141 137H144L145 135L139 137V135L137 133H140V134H142V133H141V131L137 130V129H140V128H137L138 126H135ZM162 125H165V124L162 123ZM173 125H174V123H173ZM173 125H172V127H173ZM103 126L101 125L98 128V129H100V130H98L99 132H101ZM139 126H141V125L139 124ZM156 126L157 125H155V127ZM160 126H161V124H160ZM189 126H191L190 123H189ZM207 126H209V127H207ZM126 127H129V126L127 125ZM131 127L132 126H130V128ZM166 127H168V126H166ZM187 127L188 126H186V128H183L184 129L183 131L188 130ZM191 127H193V126H191ZM194 127H196V126H194ZM0 128H2V127H0ZM39 128H38V130H40ZM107 128H109V126L106 127V129ZM157 128H159V126ZM177 128H176V130H179ZM106 129L104 128V130H106ZM115 129H114V131H115ZM163 129H162V131H163ZM169 129H172V128H170V126H169ZM199 129H197V130L198 131H201ZM2 130L3 129H0V131H2ZM126 130L128 131V129H126ZM166 130H167V128H166ZM172 130H169V131L171 133H174L175 130H173V132H172ZM180 130H182V129L180 128ZM46 131L47 130H45V132ZM49 131H51V130H49ZM58 131H56V133ZM88 131H87L88 133L91 132V130H89V129H88ZM107 132H109V131H107ZM127 133L130 134V132H127ZM175 133H177V131H175ZM188 133H189V131H188ZM190 133H191V130H190ZM192 133L194 134L196 132L195 131L194 132L192 131ZM14 134H16V133H14ZM48 134H50V132ZM146 134H147V132H146ZM199 134H198V138L200 139ZM5 135H7V134H5ZM54 135H53V137H54ZM57 136H58V134H57ZM176 136L177 135H175V137ZM191 136H192V134H191ZM195 136H197V135H195ZM212 136H215V138L212 137ZM85 137L87 139L84 141ZM103 137L105 138V136H103ZM168 137H170V134H169ZM202 137H204V136H202ZM82 138H83L82 142L81 141L78 142V140H81ZM163 138H164V136H163ZM180 138L182 139V142L185 139V137L184 136H181V135H180ZM180 138H179V141L178 142L181 141ZM61 142H63V141H61ZM148 142L149 141H147V143ZM178 142H177V144H178ZM190 142H192V140H191L190 137H188L186 139V143L187 144H185V145L187 146L188 144H192ZM139 143L140 142H138V145H139ZM145 143H146V141H145ZM164 143H165V145L161 144V142H160V144L158 143V145H159L158 147H161L163 149H165V147H168L167 146V144H169L168 138L164 139ZM6 144H7V142H6ZM86 144H85V147L88 146ZM156 144H157V142H151V143L148 144V146L149 147H151V146H157ZM68 145L71 146V144H68ZM144 145H147V144H144ZM18 146H20V145H18ZM69 146H67V147H69ZM64 147H65V145H64ZM12 148H13V145H12ZM79 148L80 149H83L82 146L79 147ZM41 149H42V147H41ZM166 149L168 150L169 147L166 148ZM24 150L26 151V150H29V149L26 147V149H24ZM167 150H165V151H167ZM229 150H232V151H235V152L236 151L237 152L238 151H242L243 153L240 154V155H237L236 153L230 152ZM22 151H23V149H22ZM238 154H239V152H238ZM34 155H35V153H33V155L31 153L30 157H32ZM158 155H159V153H158ZM71 156H73V155L71 154ZM84 157H85V155H84ZM89 157H90V155H89ZM165 157H167V154H166ZM154 158L156 159V157H154ZM167 158H169V157H167ZM70 159L68 158V160H70ZM163 159H165V158H163ZM239 159L243 160L244 163L243 164H242V162L239 163ZM172 161H174V160H172ZM169 162H171V160H169ZM156 163H152V164L154 165ZM171 163H173V162H171ZM157 165H158V163H157ZM173 167H176V166H173ZM184 167H186V166H184ZM180 169H178V172L180 171V173H181V170L182 169L181 170ZM188 170H189V168H188ZM188 170H186V172ZM191 172H193V171H191ZM191 172H190V174H191ZM27 173H28V171H27ZM38 174H40V173H38ZM42 174H44V173H42ZM127 174H128V172H127ZM139 175H142V174H139ZM188 175H189V173H188ZM163 176H164V174H163ZM191 176L192 175H190V177ZM32 177H34V176H32ZM99 177L101 178V176H99ZM190 177L187 176V177H185V179H189ZM197 177L195 179H198ZM37 178L39 179L38 176H37ZM43 178H45V177H43ZM148 179H149V177H148ZM195 179H193V180H195ZM201 179H198V180H200L199 183L201 182ZM89 180H90V178H89ZM93 180H98V179L95 178ZM191 180H192V178H191ZM16 181H17V179H16ZM98 181H101V180H98ZM21 182H22V180H21ZM30 183H32V182L30 181ZM35 183H34V185L37 184V183L36 184ZM64 183H66V182H64ZM108 184H109V182H108ZM121 184H122V182H121ZM17 185L18 184L13 185V186L14 187L15 186L17 187ZM98 185H100V184H98ZM134 185H135V183H134ZM136 185H137V183H136ZM140 185H139V187H140ZM37 186H39V185L37 184L36 187ZM94 186H95V184H94ZM21 187H24V186H21ZM34 187H32V188H34ZM114 187H116V185ZM203 187L210 194L209 195V198L206 197L207 199L199 191V190H201V192H202ZM29 189H31V188H29ZM53 189H54V187L52 188V190ZM64 189L66 190V188H64ZM142 189H141V191H142ZM164 189H165V187H164ZM59 190H60V187H59L58 191ZM89 190H91V189L89 188ZM121 190H123V188ZM51 191H48V192H51ZM79 191H80V189H79ZM145 191H146V188H145ZM163 191H166V189L163 190ZM173 191H171V193ZM54 192H55V189H54ZM63 192H65V191H63ZM126 192H129V191H126ZM126 192H124V193H126ZM135 192H136V190H135ZM33 193H32V195H33ZM40 193L41 192H38V194H40ZM124 193L122 191V194H124ZM205 193H206V191H205ZM0 194H2V193H0ZM9 194H11V192ZM27 194H29V193H27ZM66 194H67V192H66ZM71 194H74V193H71ZM96 194L99 197V194L98 193H96ZM80 195L83 196V198H84V195H86V194L82 195V193H81ZM92 195H94V197L96 196L95 194H92ZM128 195H129V193H128ZM54 196H56V195H54ZM78 196H79V194H78ZM87 196H90V195H87ZM97 196L95 197V200L98 199ZM60 197H61V195H60ZM63 197H61V198H63ZM70 197L71 196H69V198ZM94 197L92 196L90 198L93 199ZM113 197H116V196H113ZM53 198H55V200H57L56 197H53ZM83 198H81L83 200V203L80 202L79 199H77L78 202L80 203V205L81 204H84V199ZM100 198L103 199V196H101ZM126 198L127 197H125L122 201H127L128 202V200H126ZM144 198L146 199V197H144ZM6 199H8V198H6ZM15 199L17 200L18 198L17 197L14 198V199L11 198L10 200L16 201ZM66 199H68V198L66 197ZM88 199H89V197L86 199L87 202H89V200H90V199L89 200ZM104 199L107 200L105 197H104ZM137 199H139V198H137ZM148 199H146V200H148ZM210 199H212V200L215 201L216 206H222V208L225 211L224 212L225 215L230 216V217L233 218L232 224L230 225V230H231L230 232H228L226 230V228L220 223L219 218H218V214L216 212V209H215V207H213ZM36 200H38V199H36ZM44 200H42V202ZM59 200L61 202V199L60 198H58L57 201H59ZM65 200L62 199V202H65ZM71 200H73V202L75 201V203L77 202L72 197H71ZM32 201H33L32 202V205L33 206L34 205L36 206V203L34 202V200H32ZM45 201H47V200H45ZM45 201H44V203H45ZM102 201L100 200L101 203H102ZM108 201L109 200H107V202ZM140 201H141V199H140ZM42 202H39V203L42 204ZM68 202L69 203H72V201L71 202L68 201ZM6 203H8V200L6 201ZM46 203H49L50 205L52 204L50 202H46ZM79 203H78V205H79ZM93 203H95V202H93ZM11 204L13 205L14 203L11 201ZM132 204H133V202H132ZM135 204H137V203H135ZM20 205H21V203H20ZM50 205H48L49 210H46L44 208V211L50 212V210H52L51 208H53ZM89 205H90V203H89ZM37 206H38V202H37ZM41 206H43V204ZM45 206H47V205H45ZM53 206L56 208L55 204H53ZM93 206H95L93 208L94 210H95V208L97 209L99 207H101L103 209L106 208V210H107V208L109 206V202H108V205L104 206L105 208L103 206H101V205H99L98 207H96V205H92V207ZM112 206H113V209H114V206H118V204L116 205V203H115V205H112ZM22 207H24V206H22ZM29 207L31 208L32 206H29ZM110 207H111V205L109 206L108 210L112 208V207L111 208ZM118 207H120V205ZM156 207H158V209H156ZM18 208L19 207L17 206V207L14 208V210L15 209H18ZM30 208H28L29 211L31 210ZM90 208L91 207H89V209ZM41 209H40V211L43 210V209L42 210ZM64 209H63V211H66ZM99 210H100V208H99ZM117 210H119V209H117ZM148 210H150V211H148ZM60 211L61 210L59 209L58 210V213H60ZM95 211L97 212V210H95ZM101 211H100V213H101ZM110 211L112 212V210H110ZM128 211H124V212L128 213ZM26 212H28V211H25L24 214H26V217H27V213ZM53 212L51 213V215L54 218ZM56 212L57 211H55V213ZM71 212H73V210ZM90 212H91V210H90ZM103 212L104 213L105 212L107 213V211H105V210H103ZM115 212H116V214H113V215H117V212L118 211H115ZM1 213L3 214L4 211H1ZM58 213H57V215H58ZM118 213H120V212H118ZM24 214H23V216H24ZM39 214L40 215H38V214L37 215L38 216H43L44 212H39ZM57 215L55 214V216H57ZM4 216H6V215H4ZM38 216H34V217L37 218ZM52 216L48 220V223H49V221L53 222L51 220L52 219ZM65 216H62L64 218L60 217V218H62V222H63L64 219H66ZM0 218H1V216H0ZM31 218H32V216H31ZM72 218H70V219H72ZM213 218L217 221L216 223L218 224V226L217 225L216 226L218 228L219 233H218V231H216L215 229H213L212 227H210V223H211V221H212ZM47 219L48 218H46L45 220H47ZM30 220H33V219H30ZM68 220H66L65 223H67ZM59 221H60V219H59ZM224 222H225V220H224ZM35 224H37V223H35ZM43 224H44V222H43ZM45 224H46V222H45ZM52 225L53 224L50 223V227ZM56 225H55V227H56ZM9 226H7V227H9ZM47 226H46L47 230H48V228L50 229V227H47ZM60 226L62 227L63 225H60ZM43 227H44V225H43ZM46 228H45V232L47 231ZM2 229L5 230V228H2ZM239 229H241L243 231V236H244L243 240H244V242L242 240H240L239 237L237 239L236 236H235L236 234L238 235V233L240 231ZM28 230H29V228H28ZM16 231L14 230L15 233H13V235L17 233ZM30 231L31 230H29V232ZM64 232L66 233V231H64ZM1 233H2V237H3V233H4V236H5L6 240H3V238L1 237V235H0V238H2V239H0V240H2L3 243L5 241H6V243L7 242L10 243V240L11 239H8L6 237V233L4 231H1L0 234ZM42 234L41 235L39 234V235L42 236V237H44L46 235L45 233H44V235H42ZM59 234H60V231L58 232L56 230V228H55V230H53L52 227H51V231L48 234L49 235L48 244H44L43 243V245L41 244V246H39L41 241L38 242L40 239L37 240V238H35L36 239V241H35V240H32L31 237L29 238V239H31L33 241V242L31 241L32 243H34V241L35 242H38L39 243L38 248L41 249V253L39 252L40 255L38 254V259H36L34 257L35 255L32 254L33 255V260L34 259H36V261L38 260L37 261V264H46L47 262H45V261H48V262L52 263V262H55L56 261V258L57 257H59V256H56V258L54 259L53 256H51L52 254L53 255L55 254L54 252L51 251V254L49 252V254H50L49 255V254H47L44 251L45 248L43 249L41 247H44V246L47 245V246L50 247V249H52L54 251H61V248L63 246H64V249H65L66 244H65V242H64V245L62 244L63 241L60 239L61 236ZM8 235H9V232H8ZM10 235L12 236V233ZM18 235H16V236H18ZM22 235H24V237H21V239L22 238H25L26 234H22ZM31 235H33V234H31ZM28 237H26V238H28ZM12 239H13V237H12ZM16 239L14 238L12 240V243L13 244H14V242H15ZM28 240H25L24 245L28 242ZM18 241L19 240L17 239V242ZM194 242H195V244H197V246L196 245L195 246L192 245V246L194 248L196 247V249L195 250H192V246H190L191 249L188 248L189 249L188 250L187 249L188 245H190V244H192ZM225 242L228 243V244H226ZM3 243L0 242V254L1 255H4V254H2V253H4L3 252V249H5V247H6L5 246L6 243H4V244ZM22 243H21V245H22ZM29 243H30V240H29ZM16 244L17 243H15V245ZM19 244H20V241H19ZM19 244H18V246H19ZM6 245H8V244H6ZM29 245L31 246V243ZM21 247L23 248V246H21ZM33 247L34 248H37L36 244H32V247L31 248H33ZM66 247H68V245ZM11 248H13V247H11ZM9 251H10V248H9ZM9 251L7 250V252H9ZM12 251L13 250H11V252ZM15 251H18V250H15ZM26 252H28V251H25V253ZM43 252H44V254H43ZM192 252L193 253L194 252L195 253H198V255H201L202 257L200 256V258H197V259L196 258H193L191 256ZM5 253H6V251H5ZM13 253L11 255L7 253V255L12 256ZM195 253L193 255H195ZM21 255H22V252H21V254H19V256H21ZM32 255H30V256L32 257ZM9 256H5L4 255L3 258L4 257L5 258L6 257H9ZM62 256H64V255H62ZM15 257L18 259V256H16V253H15ZM21 257H20V259H21ZM0 258H1V256H0ZM5 258H4V261L5 260H9L10 261V258H7V259H5ZM12 260H14V258L11 259V261ZM23 260H27V259H21L20 261L22 262ZM28 261H27V264H30L31 261H29L30 263ZM68 261H65L66 262L65 264H68L69 263ZM86 261H88V260L86 259ZM106 262L107 261H105L104 264H106ZM10 263L11 264L12 263L13 264H16L17 261L16 262H13L12 261Z\"/></svg>", "mask_w": 264, "mask_h": 264}]
</instances>
